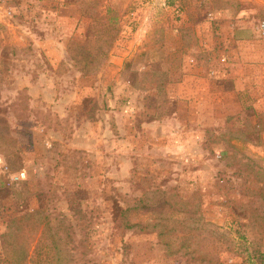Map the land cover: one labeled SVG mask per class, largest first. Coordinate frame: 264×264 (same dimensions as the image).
I'll return each mask as SVG.
<instances>
[{"label":"rangeland","instance_id":"rangeland-1","mask_svg":"<svg viewBox=\"0 0 264 264\" xmlns=\"http://www.w3.org/2000/svg\"><path fill=\"white\" fill-rule=\"evenodd\" d=\"M263 23L0 0V264H264Z\"/></svg>","mask_w":264,"mask_h":264},{"label":"trees","instance_id":"trees-1","mask_svg":"<svg viewBox=\"0 0 264 264\" xmlns=\"http://www.w3.org/2000/svg\"><path fill=\"white\" fill-rule=\"evenodd\" d=\"M100 39H101V38H100ZM103 43H105L104 37L102 38V44H103ZM109 48H110V47H109ZM106 52H107V51H105V49H104L103 47H101L100 50H99L98 52H96L95 54H93V55H94V58H93L92 56H90V58H92V63L95 62L96 59L99 58L100 56H101V57H102V56L104 57V56L106 55ZM72 58H73V60H74V59H77V60H78V56H76V55H75L74 57H72ZM131 226H132V225H128L127 227L130 228Z\"/></svg>","mask_w":264,"mask_h":264},{"label":"built area","instance_id":"built-area-1","mask_svg":"<svg viewBox=\"0 0 264 264\" xmlns=\"http://www.w3.org/2000/svg\"><path fill=\"white\" fill-rule=\"evenodd\" d=\"M261 29H262V31H263V33H264V23L262 24ZM0 162H1V160H0ZM24 176H25V175L22 174V175H21V178H23ZM18 179H19V178H18ZM2 235H3V233H2V231H1V229H0V250H1V246H2Z\"/></svg>","mask_w":264,"mask_h":264}]
</instances>
